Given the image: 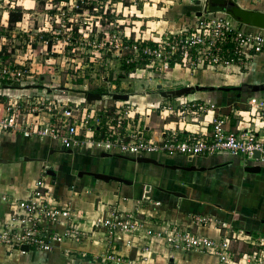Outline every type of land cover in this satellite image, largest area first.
Segmentation results:
<instances>
[{
  "label": "built area",
  "instance_id": "obj_1",
  "mask_svg": "<svg viewBox=\"0 0 264 264\" xmlns=\"http://www.w3.org/2000/svg\"><path fill=\"white\" fill-rule=\"evenodd\" d=\"M28 1L31 0H0V10L3 6H9L10 12L5 13L10 14L16 7H22L29 13L33 8L26 6ZM34 1L44 4L43 11L36 12L43 16V20L37 27L34 23L28 25L22 33L27 36L25 43L28 53L36 52L42 45L46 53L57 54L65 65L72 60L71 56L63 54L65 49L81 45L89 53L91 47H97L104 52L103 58L95 57L101 59L100 63L96 64V59L91 58L85 61L82 69L83 72L89 70L93 62L95 68L90 76L95 80H100L102 75L110 77L112 72L118 75L124 66H134L133 73L147 72L148 75L164 73L172 67L191 72L244 69L257 55L264 53V30L242 25L224 13L195 15L194 20L181 30L164 33L159 40L151 41L144 37L133 39L126 31L119 30L126 27L127 12L131 14L133 10L142 9L139 4L142 0ZM81 17L84 18L82 22ZM107 25L118 30L115 33L105 32L101 37L98 29ZM35 43L37 49L32 50ZM13 49L9 51L11 58L8 60L4 59L8 54L0 49V83L24 86L23 80L28 76L27 56L23 57L20 50ZM99 67L103 70L102 74H98ZM54 68L47 67V71L37 74H49L53 78L52 86L57 88L60 83H55L57 76L54 71L57 69ZM85 81V85L80 87L79 100L50 95L44 89V99L40 104L35 103V99L10 100L6 105L0 103V136L19 134L27 141H50L58 150L98 156L109 154L113 157H145L158 161L180 156L210 157L226 152L241 158L244 164L252 163L250 161L264 162V95L250 94L246 109L234 111L247 124L239 131L230 128L229 117L218 112L215 104L163 100L152 106L153 111L177 112L183 116L188 111L198 114L207 111L208 115L215 110L211 118L213 129L209 135L171 131L154 141L143 138L138 131L128 133L125 129L126 121L134 118L131 114L136 104L126 101L121 106L116 105L117 111L113 112L104 101L106 104H101L103 109H99L86 99V93L90 91L88 79L85 78ZM109 88L117 90L118 85L109 84ZM109 92L103 96H113L112 91ZM44 113L49 118L39 117ZM256 153H259V158L255 157ZM47 168H44V172ZM44 178L42 176L35 182L34 191L27 197L0 193V205H7L8 210L7 213L0 210V246L22 254L26 253L22 249L24 246L29 247L30 251L53 253L68 244L82 245L98 234L103 239H109L114 247L106 260L118 263L120 258L116 256V251L119 243L132 246L136 239L146 237L163 241L170 250L215 255L220 264H264V251L261 252V249L264 250V236L252 238L245 229L240 228L236 232L226 221L199 213L193 214L184 226L164 220L150 227L147 220L141 217L146 207L144 205L151 202L149 200H138L130 209L124 208L122 203L112 206L105 215L90 221V228H87L89 219L84 211L77 209L71 200L54 195L49 188L50 183ZM151 203L154 207L162 205L160 201ZM212 223L217 224L219 231L225 229L220 240L195 231V228ZM235 241H243L260 250L237 257L232 248ZM70 252L66 250V253ZM148 253H151V246L145 244L142 255Z\"/></svg>",
  "mask_w": 264,
  "mask_h": 264
},
{
  "label": "crops",
  "instance_id": "obj_2",
  "mask_svg": "<svg viewBox=\"0 0 264 264\" xmlns=\"http://www.w3.org/2000/svg\"><path fill=\"white\" fill-rule=\"evenodd\" d=\"M204 0H180L173 7L168 8L161 7L157 9V5L151 7L156 9L153 11L152 18L149 17L148 9L143 8L136 11L143 17L133 23L140 24L134 28H127L128 35L133 39L144 37L151 41L159 40L165 33H174L181 30L188 25L190 21L194 20L195 15L202 11L203 6L198 5V2ZM241 7L249 10H257L264 12V0H234ZM152 19L149 20L148 19ZM149 26L146 32L141 30L143 25ZM159 30V31H158ZM141 31V33H140ZM135 34V35H134ZM150 41V42H151ZM152 43V42H151ZM5 43H0V49L7 53ZM41 52H45V49L40 45ZM53 59V57H50ZM5 60H8V56H4ZM59 59V58H57ZM62 66V65H60ZM43 71L47 69L40 68ZM55 69V68H54ZM54 75L57 76L60 68H56ZM168 73V78L181 80L177 87H167L162 85V89L157 91H137L139 95L133 94L134 92L114 91L111 94L116 95H128V101L134 104H142L146 101L148 104L157 105L163 100H170L174 103L180 102H207L208 104H215V109L218 112H222L230 119V128L233 131H239L247 124L242 121L241 116H237L234 111L245 110L247 99L250 96V92L247 90L248 85L264 86V53L257 55L244 69H223L222 71H210L202 70L203 72H191L180 67H172ZM183 71V72H181ZM58 72V73H57ZM177 73L180 76H174L172 73ZM181 72V73H178ZM135 73V72H134ZM133 73V74H134ZM147 72H144V75ZM200 75V81H194L196 79L193 75ZM207 73L208 75H206ZM115 76L117 74L113 73ZM137 76L143 75L140 72L135 73ZM59 75V74H58ZM135 75V76H136ZM150 76V75H149ZM155 76H161L156 74ZM83 77V76H82ZM166 77V76H165ZM44 81L45 77H41ZM86 78V77H85ZM85 78L77 82L79 89L85 85ZM110 77L102 75L100 80L95 81V92L99 93L105 86L109 88V84H115V82L109 83ZM87 79V78H86ZM183 80V81H182ZM198 80V79H197ZM67 85V84H65ZM99 85V86H98ZM207 87L204 91H194L188 95L180 98L165 99L162 95V91H170L180 89L182 87ZM68 87V88H67ZM214 87L215 90H211ZM53 87H46L47 91H51ZM61 90H66L70 93L72 90L70 86L59 87ZM221 88H228L224 90ZM237 88H241L240 90ZM64 89V90H63ZM92 90V89H91ZM6 91V88L4 89ZM11 94L7 93L9 97H13L14 90ZM44 91H40L37 95H31L27 99L33 100L38 97H44ZM8 92V91H7ZM91 92V91H90ZM50 93V92H49ZM104 92H102L103 95ZM110 93V92H108ZM125 93V94H124ZM52 93H50L51 95ZM79 94V93H78ZM254 94L264 95V90ZM39 95V96H38ZM134 95V96H132ZM28 96V95H27ZM35 96H38L35 98ZM76 100L81 98L74 97ZM104 98V97H103ZM102 98V99H103ZM114 99V98H113ZM38 100V99H37ZM118 106L124 104L123 100H115ZM209 109V107H207ZM148 109L145 111L136 110L131 114V119H128L125 123V129L128 133H139L140 136L149 140H160L165 134L171 131L180 133H199L202 135H209L212 132L211 118L215 114V110L207 115V111L200 114L195 111H188L185 115L181 116L177 112L175 113H162L159 110L152 111ZM152 112H155L154 114ZM140 114V115H138ZM146 114V117L143 115ZM39 117L43 119L49 118V115L39 114ZM106 119L103 121V125ZM182 137V135H181ZM11 145V146H10ZM13 145V146H12ZM54 151V152H53ZM62 150L57 151L56 147L50 141H27L22 135L7 134L0 136V158L5 156L8 160L7 164H0L8 171L20 172L22 175L29 174L30 185L29 189L17 192L13 190L9 185L4 184L3 176H0V193L8 194L15 197H27L35 188V182L43 176L44 168L48 167L50 162L45 160L55 158V161L60 163L63 170L72 165H77L78 170L74 169L73 173H79L81 171H89L96 168V173H108L119 175L122 178L133 180V185H124L120 195H114L111 199L110 195H106V200L101 199L100 195H89L85 197V193H81L82 197L75 196V202L73 203L77 209H81L87 215L89 219L86 223V227L90 228V221L96 219L100 215H105L106 210L112 206L122 203V206L126 209H130L134 206V203L138 200L144 201H160L162 205L160 207H154L151 202L146 203V211L144 210L141 217L146 219L150 227H155V224H161L164 220L178 225H187L188 220L193 214L199 213L209 215L215 219L226 221L229 225H232L234 231L245 229L247 234L252 238H258L264 236V162L260 163H248L244 164L243 160L238 157L231 156L229 153H220L210 157H186L180 156L174 159H162L159 162L167 165H183L192 166L195 165L198 168H204L205 171L187 172L184 170H171L162 167L154 166L158 171L159 177L149 176L147 171L141 174L140 170L143 167L150 166V164H139L127 159L112 160L110 158H102L97 154H86L85 157L77 156L78 152L73 151L69 153L66 150L65 153H61ZM71 151V150H70ZM98 157L104 159L100 164H96ZM3 157V159H5ZM26 158L32 159L27 161ZM115 161V162H114ZM29 164H26V163ZM38 162V163H37ZM247 166H260L261 171L259 173H249L245 171ZM93 172V171H92ZM78 173V175H79ZM62 174V175H61ZM62 179L65 178L63 172L59 174ZM87 178H79L81 182H88ZM27 178V177H26ZM92 180V179H91ZM182 180H186V184L182 183ZM90 182V181H89ZM95 183L109 184L115 186L120 184L112 181L106 183L101 180H95ZM96 185V184H95ZM99 185H96L100 187ZM54 192L53 194L60 197L63 200H71V197H67L66 193L58 192L53 185H51ZM164 189L163 190H161ZM181 192L186 195L184 198L174 196L170 192ZM106 193V192H104ZM78 194V193H77ZM104 195V194H103ZM102 195V196H103ZM100 200V201H99ZM128 200V201H127ZM72 201V200H71ZM107 202V203H105ZM0 210L3 213H7V205L1 204ZM7 216V215H5ZM211 225L195 228V231L201 232L213 239L220 240L224 231H219L216 226ZM218 226H220L218 224ZM109 239H103L100 235L94 234L92 239H89L82 245L68 244L59 248L53 253L43 251H30L22 254L18 251H10L7 247L0 246V264H220L219 259L215 255H209L206 253H200L196 251H181L170 250L164 245L161 240H150L146 237L136 239L132 246H124L122 243L117 245L116 256L120 258V262L107 261L106 257L114 249ZM145 244H150L151 253L142 255V249ZM232 248L237 257H241L244 254H250L257 250L258 247L248 245L243 241H235L232 244ZM70 250V253H66V250ZM264 250L261 249V252ZM115 253V251H114ZM86 255V256H83Z\"/></svg>",
  "mask_w": 264,
  "mask_h": 264
},
{
  "label": "rangeland",
  "instance_id": "obj_3",
  "mask_svg": "<svg viewBox=\"0 0 264 264\" xmlns=\"http://www.w3.org/2000/svg\"><path fill=\"white\" fill-rule=\"evenodd\" d=\"M180 0H142L139 4H141L142 6V12L144 11L143 8L149 9L151 7H153L155 4L157 5V9H160L161 7H165L168 8L169 6L173 7V5L176 3H178ZM3 3V2H2ZM18 3V2H16ZM22 3H25L24 1H22ZM26 6L29 8H33V10H31L29 13H26L27 11L25 9H23L22 7H16L15 10H13L16 13H19L21 11L23 18L22 21L19 22L17 25H11L8 21V11L9 10V6H3L2 9L0 10V43H5L7 46L5 47L8 57L11 58V54L9 53V51H11L13 49V47H15L16 49L20 50V54L23 55V57L27 56V59L25 60L27 69H28V76L26 78H24L23 83L25 84L24 86L21 85H10L9 83H0V103L3 104H7L10 100H21V99H27L29 97V93L31 95H37L38 93H40V91H43L44 89H46V87H53L52 83H53V78L45 73V74H37L38 72H42V70L40 68H44L47 69V67H55V68H60L59 69V75L57 74L56 77V84L60 83V86L66 87V86H70L72 87L70 90L71 92L68 93L67 91H60L61 89L59 87H53L51 91H49L50 93H52L53 95L59 96V97H78V89L79 86L77 84L78 80H83V75H86V78L88 79V85H89V91L91 92H95V88L93 86L96 87L95 84V79L91 78V72H93V69L95 68L94 63L91 62V68L89 70H86L85 72L82 71L83 66L85 61H89L91 58H95V57H101L103 58L104 56L102 55V50H99L97 47L92 48L91 47V52L87 53L86 49L84 46L81 45H73L71 47H69L68 49H65V51L63 52V54H65L66 56H71V61L67 62L65 65L62 63L61 59H57V54L56 55H50V53H44L41 52L40 48L38 50L37 49V43H35L32 46V50H36V52L33 53H28L27 51V46H26V35H23V31L26 30L25 27H27L28 25H33L32 23H34L35 27H37L43 20V16L37 14L36 12H41L43 11V7L44 4L41 3L39 4L37 1L31 0L28 1L26 3ZM155 8V6H154ZM153 9V8H151ZM151 10V12H147L148 15H151L149 17L152 18L153 15V11ZM5 11H8L7 13H5ZM12 11V12H13ZM26 16H25V15ZM128 15V20L126 21V27H121V31H127V28H134L137 27L136 25H140V24H135L133 22L138 21L139 19H143V17H139L137 15H140L138 12H136V10H133L131 14H129L127 12ZM133 15V16H132ZM148 17V19H149ZM81 22L84 20L83 17L80 18ZM152 20V19H149ZM48 21H50V19L48 18ZM95 21V20H94ZM141 30L143 32H146V29L149 27L146 24L141 26ZM30 29V28H29ZM118 30L117 27L113 28L112 26H100V28L98 29V32H100V36L103 37L105 32H110V33H115ZM14 31V32H13ZM31 31V29L29 30ZM33 31V29H32ZM159 31V30H158ZM33 33H35V31H33ZM141 33V31H140ZM168 33V32H165ZM135 35V34H134ZM132 37V36H131ZM144 37H147L144 35ZM13 40H15V42L13 43ZM12 52L14 53V49L12 50ZM42 53V54H40ZM104 53V52H103ZM50 57H53V59L49 60ZM96 59V64L100 63L101 59L95 58ZM60 65H64L63 67H61ZM134 70V69H133ZM133 70L132 68L130 69H120V73L115 76L112 72V74L110 75L109 78V83L115 82L116 85H118V89L117 90H112L111 88H107V86H105L104 89H101L99 92H104L103 94H108L109 91H122L123 92H134L133 94L135 95H139V93H137V91H142L144 89H147L146 91H148L149 89H151L150 91H157V86L159 84L165 85L167 87H177L179 83V81L181 80H176L174 79H170L168 78V73L171 72V70H168L167 72L165 71L164 73H158V75L161 76H155L154 73H152L150 76L148 75V73H146L145 75H141V76H135L133 74ZM183 72V71H181ZM178 72V73H181ZM203 72V71H201ZM103 70L102 68L99 67V71L98 74H102ZM184 73V72H183ZM206 75H208L207 73H205ZM172 75L176 76H180L177 73H172ZM194 77L196 79H194V81H200V75L198 73V75H195V73H193ZM45 77L44 81H42L43 79L41 77ZM166 76V77H165ZM99 78V77H98ZM198 79V80H197ZM183 81V80H182ZM9 84V85H8ZM67 84V85H65ZM6 85V87H5ZM99 86V85H98ZM6 88V91H4V89ZM59 88V89H58ZM68 88V87H67ZM92 89V90H91ZM9 90H14V96L13 97H9V95L7 93H10L12 91ZM8 91V92H7ZM81 91V90H80ZM48 92V93H49ZM45 93V92H44ZM49 93V94H50ZM125 94V93H124ZM28 95V96H27ZM39 96V95H38ZM38 96H35L38 97ZM103 96V95H102ZM134 96V95H132ZM104 98L99 102H93L90 101V103L92 105H97V108L99 109H103L102 105L106 104L104 103V101H107V105L108 107H111L110 111H117V108L115 107L117 105V103L114 101V99L112 98V95H106L103 96ZM38 99V101H37ZM36 100H34L35 103L40 104L42 102V98L41 96L38 97ZM133 103V102H132ZM102 104V105H101ZM109 109V108H108ZM148 109H152L151 105L148 104L146 101H144V103L142 104H136V106L133 108L134 112H136V110H140V111H145V113H147ZM125 110V109H122ZM132 110V109H131ZM153 111V110H152ZM153 114L155 112H152ZM140 115V114H138ZM144 117H146V114L143 115ZM3 136V135H2ZM11 146V145H10ZM13 146V145H12ZM84 155H86L85 153H78L77 156H82L85 157ZM5 158V156H2V158ZM119 157H111L110 159L112 160H118ZM6 159V158H5ZM108 159V158H105ZM121 159V158H120ZM48 160V159H47ZM46 160V163H47ZM104 160L100 157H98V159H96V164H100L101 161ZM128 160V159H127ZM50 164L48 165V167H54L56 172H57V176L56 177H51L45 174V172H43V176H45V180L47 182L50 183L49 188L51 189L52 193L56 192L55 190H53V188L51 187V185H53L55 187V189L62 193V195H64L66 193L67 197H71L72 202L74 203L76 200L75 196L77 195L78 197H82L81 193H85V197H88L89 195H100V200L103 198L106 200V195L109 194L111 199L114 197V195H120L122 189L124 188V183H120L117 184L115 186H110L109 184H97L95 183V178L93 177H89L88 182H81L79 178V171L77 173H73L74 169L76 168V170H78V166L77 165H72L71 168H67L65 170H63V167H61V162L58 163L55 161V158H52L50 161ZM115 162V161H114ZM252 163H256V161H250ZM38 163V162H37ZM162 163V162H160ZM257 163H260V161H258ZM7 164V163H6ZM26 164H29L28 162ZM165 164V163H163ZM143 167L142 169L145 170H140L141 174L144 171H147L149 176H153V177H159L158 175V171H161L160 169H157L156 167L150 165V166H140ZM46 168V167H45ZM89 171H93L96 172V168H93L92 170ZM60 172H63V175H65V178L62 179L61 177H59ZM160 172V173H161ZM101 173V172H98ZM159 173V174H160ZM106 174H109L106 173ZM62 175V174H61ZM110 175V174H109ZM112 176H116V177H120L119 175L116 174H111ZM0 176H3L4 180V184L6 186H10L12 187L13 190H16L18 193L21 192L22 190H27L29 189V185H30V177L32 175L29 174H24L22 175L20 172H14V171H8L6 170L5 167L0 166ZM27 177V178H26ZM85 178H87L85 176ZM122 178V177H121ZM92 179V180H91ZM98 181V180H97ZM133 181V180H132ZM134 182V181H133ZM186 180H182L183 184H186ZM99 185L100 187L96 186ZM134 184V183H133ZM106 192V193H104ZM78 193V194H77ZM104 194V195H103ZM103 195V196H102ZM75 198V199H74ZM99 200V201H100ZM107 203V202H105ZM147 206V205H144ZM145 209L147 207H144Z\"/></svg>",
  "mask_w": 264,
  "mask_h": 264
},
{
  "label": "water",
  "instance_id": "obj_4",
  "mask_svg": "<svg viewBox=\"0 0 264 264\" xmlns=\"http://www.w3.org/2000/svg\"><path fill=\"white\" fill-rule=\"evenodd\" d=\"M198 5L203 6L202 11H200L197 14L198 16H202L203 14L224 13V14L229 15L236 22H238L242 25H246V26H250V27H254V28L264 30V12L257 11V10L245 9V8L241 7L238 3H236L234 0H205L204 2L199 1ZM162 87L163 86L160 84L158 86V89H162ZM205 89H207V87H200V86L191 87V86H188V87H182V88L176 89V90L162 91L161 95L165 99L180 98L182 96L193 93L194 91H204ZM221 89L229 90L228 88H226V89L221 88ZM237 89L240 90L241 88H237ZM211 90H215V88L212 87ZM247 90L250 93H257L259 91H263L264 86L248 85ZM102 98H103L102 94L93 93V92H87L86 93V99L88 101L99 102L102 100ZM113 98L115 100L128 101L129 96L116 94V95H113ZM65 152L66 151L64 149H62L61 153H65ZM68 152L72 153V151H68ZM101 157L102 158H111L113 156L109 155V154H102ZM255 157L259 158L260 157L259 153H256ZM120 158L128 159L132 162H136L139 164H150V165L162 167L165 169H171V170H184L187 172L205 171L204 168H198L195 165H192V166L167 165V164L160 163L159 161L152 159V158H145V157H140V158L120 157ZM26 160L30 161L32 159L26 158ZM6 163H8V160L0 158V164H6ZM245 171L249 172V173H259L261 171V168H260V166H247L245 168ZM45 173H46V175L51 176V177L57 176V172L55 170L48 169V170H46ZM84 176L93 177L97 180H101V181H104L106 183L115 181L118 183H124L126 185H133L132 180L112 176V175L105 174V173H96V172H92V171H81L79 173V177L82 178ZM161 190L164 191V189H162V188H161ZM170 193H172L174 196L179 197V198L186 197V195L184 193H181V192L173 191ZM22 249L26 253L30 252V249L27 246L22 247Z\"/></svg>",
  "mask_w": 264,
  "mask_h": 264
},
{
  "label": "trees",
  "instance_id": "obj_5",
  "mask_svg": "<svg viewBox=\"0 0 264 264\" xmlns=\"http://www.w3.org/2000/svg\"><path fill=\"white\" fill-rule=\"evenodd\" d=\"M22 17H23V15H22V13H21V11L19 12V13H16V12H11L10 14H9V19H8V21H9V23L13 26V25H17L19 22H21L22 21ZM123 69H130V68H128V67H126V66H124V67H122ZM132 68V70L135 68L134 66H132L131 67ZM100 94H102L101 92H99Z\"/></svg>",
  "mask_w": 264,
  "mask_h": 264
},
{
  "label": "flooded vegetation",
  "instance_id": "obj_6",
  "mask_svg": "<svg viewBox=\"0 0 264 264\" xmlns=\"http://www.w3.org/2000/svg\"><path fill=\"white\" fill-rule=\"evenodd\" d=\"M60 150H61V149H59V150L57 149V151H60ZM47 161H50V160L48 159ZM45 162H46V160H45ZM48 169H50V170H55L54 167H48L47 170H48ZM55 171H56V170H55Z\"/></svg>",
  "mask_w": 264,
  "mask_h": 264
},
{
  "label": "bare ground",
  "instance_id": "obj_7",
  "mask_svg": "<svg viewBox=\"0 0 264 264\" xmlns=\"http://www.w3.org/2000/svg\"><path fill=\"white\" fill-rule=\"evenodd\" d=\"M159 161V160H158Z\"/></svg>",
  "mask_w": 264,
  "mask_h": 264
}]
</instances>
